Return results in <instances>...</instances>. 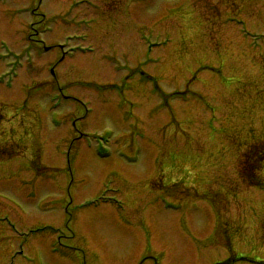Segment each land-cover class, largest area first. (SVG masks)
Here are the masks:
<instances>
[{
    "label": "rangeland",
    "instance_id": "374dc122",
    "mask_svg": "<svg viewBox=\"0 0 264 264\" xmlns=\"http://www.w3.org/2000/svg\"><path fill=\"white\" fill-rule=\"evenodd\" d=\"M0 148V264H264V0H0Z\"/></svg>",
    "mask_w": 264,
    "mask_h": 264
}]
</instances>
